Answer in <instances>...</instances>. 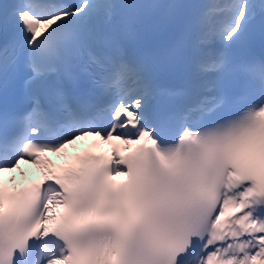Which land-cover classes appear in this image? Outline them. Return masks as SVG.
Here are the masks:
<instances>
[{"label": "snow or ice", "instance_id": "obj_1", "mask_svg": "<svg viewBox=\"0 0 264 264\" xmlns=\"http://www.w3.org/2000/svg\"><path fill=\"white\" fill-rule=\"evenodd\" d=\"M0 264H264V0H0Z\"/></svg>", "mask_w": 264, "mask_h": 264}, {"label": "bare ground", "instance_id": "obj_2", "mask_svg": "<svg viewBox=\"0 0 264 264\" xmlns=\"http://www.w3.org/2000/svg\"><path fill=\"white\" fill-rule=\"evenodd\" d=\"M46 155V157L49 159L50 157H52L53 155H55V154H53V153H47V154H45ZM28 164V163H27ZM30 167H35V168H38L36 165H33V164H28ZM23 172H25V170H24V168H23V166L21 165V167L19 168V169H17L15 172H14V177H16V175L17 174H22Z\"/></svg>", "mask_w": 264, "mask_h": 264}, {"label": "rangeland", "instance_id": "obj_3", "mask_svg": "<svg viewBox=\"0 0 264 264\" xmlns=\"http://www.w3.org/2000/svg\"><path fill=\"white\" fill-rule=\"evenodd\" d=\"M30 171H33V170H32V168H31V170H30Z\"/></svg>", "mask_w": 264, "mask_h": 264}]
</instances>
